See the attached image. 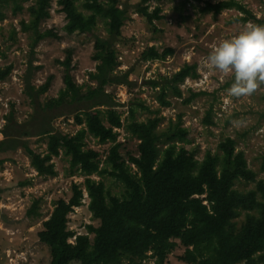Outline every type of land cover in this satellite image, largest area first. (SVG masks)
<instances>
[{"label": "trees", "instance_id": "obj_1", "mask_svg": "<svg viewBox=\"0 0 264 264\" xmlns=\"http://www.w3.org/2000/svg\"><path fill=\"white\" fill-rule=\"evenodd\" d=\"M9 1L17 8L23 0H0V20L4 17L2 6ZM51 1L34 0L29 7V22H21L25 30L32 32L31 53L39 42L59 38L52 29H41V24L51 17ZM76 1L56 2L65 15L63 30L67 34L92 33L99 19L106 25V36H95L91 55L96 65L95 71L89 72V80L95 85L83 88L76 83L72 74L73 49L68 48L64 59L58 60L63 67V88L56 97L42 100L54 76L50 74L42 84L35 85L32 79L39 66H34L31 60L24 76L23 93L32 111L24 121H19L15 105L11 104L0 131V155L21 149L38 175L54 176L53 158L61 152L68 158L70 173L84 176L82 186L72 184L68 200L60 198L54 203L37 232L39 242L49 250L48 264H123L124 261V264H140L148 253L156 264H164L178 242L185 247L179 260L186 264H264V184L258 182L257 186L261 200L255 191L246 193L235 187L237 181H254L255 173L248 168L244 153L236 150L234 139L223 138L217 145V153L207 150L199 160L198 151L186 147L189 132L179 120L159 131L160 119L137 123L134 110L130 109L129 118L139 136L138 156H129L137 174L130 171L116 142V130L122 127L118 104L105 89L111 85H133L128 71H117L116 46L128 18L127 6L123 7L120 0H83L79 10ZM151 1L160 0H140L136 12L152 25L162 15L158 6L149 9ZM231 6L238 4L234 0L208 2L205 11L218 13ZM249 17L255 18L252 14ZM173 52L172 48L159 52L151 46L141 53L140 59L164 60ZM10 70L11 66L0 68V80ZM197 76L196 64L186 63L171 76L150 79L147 83L159 89L158 100L167 106L169 91L181 96L180 84ZM71 114L75 123L84 128L74 135L54 132V120ZM206 122L211 123L207 119ZM87 133L100 143H113L102 168L99 152L86 146ZM33 137L46 139L44 154L31 148L29 140ZM5 161L0 157V168ZM94 174L119 181L122 194H110L102 180L91 177ZM84 191L89 199L88 210L99 225L89 224L87 234L77 235L68 228V215L81 206ZM37 207L36 200L27 210V216H38ZM254 210L258 217L247 214V221L236 229L233 220L239 213Z\"/></svg>", "mask_w": 264, "mask_h": 264}, {"label": "rangeland", "instance_id": "obj_2", "mask_svg": "<svg viewBox=\"0 0 264 264\" xmlns=\"http://www.w3.org/2000/svg\"><path fill=\"white\" fill-rule=\"evenodd\" d=\"M82 1H76L79 10H82ZM120 1L123 7L125 4L127 6L128 18L116 46L119 62L117 71H128L133 85H111L105 89L113 94L118 104L116 109L121 115L122 127L116 130V142L120 144L119 151L130 171L137 174L129 156H138L139 143V136L132 127L133 120L129 118V110L133 109L134 121L137 123L152 118L160 119L159 131L179 120L189 132L186 147L198 151L196 157L199 160L207 150L217 153V145L223 138L234 139L236 150L244 153L248 168L255 173L254 181H237L235 187L241 192L255 191L261 200L257 186L258 182L264 184V86L249 97H230L227 89L234 82V75L208 71L203 67V61L214 45L237 35L247 23L264 25V0H234L238 6L226 7L218 13L205 11L206 4L228 3L230 0L151 1L149 9L158 6L162 15L152 25L136 12L140 0ZM33 2L23 0L15 8L14 3L9 1L2 6L4 17L0 20V68L11 66V70L4 80H0V131L11 104L15 105L19 121H24L32 111L23 93L24 76L31 60L34 66H39L32 79L35 85L42 84L50 74L54 76L51 88L41 97L42 100L56 97L63 88V67L58 60L64 59L68 48L73 49L72 74L76 83L83 88L95 85L89 80V72L95 71L96 65L91 55L95 36H106L104 21L99 19L92 33L69 35L63 30L65 15L59 11L57 0H52L51 17L41 24V29H52L59 38L39 42L34 53H31L32 32L25 30L21 22H29V7ZM241 8L255 18L249 17L250 14ZM151 46L159 52L165 48H172L174 52L164 60H141V53ZM186 63L196 64L198 76L187 78L180 84L181 96L177 97L169 91L166 95L169 105H161L158 100L159 89L152 88L147 81L171 76ZM206 119L211 123H207ZM53 127L54 132L74 135L84 125H77L71 114L55 119ZM85 142L88 148L99 152L102 168L113 143H100L88 133ZM29 144L37 153L46 152V139L33 137ZM0 157L6 160L0 168V264H48L49 250L39 242L37 232L42 229V222L49 217L54 203L60 198L68 200L72 184L82 186L84 176L70 173L68 158L61 152L53 158L54 176L38 175L21 149ZM91 177L102 180L110 194H122V184L112 177L105 175L102 178L96 174ZM36 200L39 215L29 217L26 212ZM88 203L84 191L81 206L74 208L68 215V228L77 235L87 234L86 226L89 224L99 225V221L93 219L89 212ZM247 214L258 217L255 210L241 211L233 220L236 229L247 221ZM90 237L93 238L92 235ZM184 251L185 247L178 242L164 264H186L179 260ZM140 264L156 262L148 253Z\"/></svg>", "mask_w": 264, "mask_h": 264}, {"label": "clouds", "instance_id": "obj_3", "mask_svg": "<svg viewBox=\"0 0 264 264\" xmlns=\"http://www.w3.org/2000/svg\"><path fill=\"white\" fill-rule=\"evenodd\" d=\"M203 67L234 75V82L227 89L230 97L239 99L256 93L264 86V25L249 22L237 35L214 45Z\"/></svg>", "mask_w": 264, "mask_h": 264}]
</instances>
